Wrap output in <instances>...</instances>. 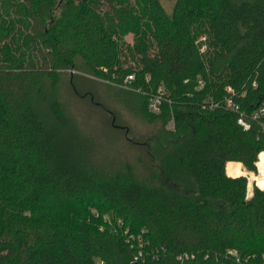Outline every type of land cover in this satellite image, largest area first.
<instances>
[{"label": "trees", "instance_id": "trees-1", "mask_svg": "<svg viewBox=\"0 0 264 264\" xmlns=\"http://www.w3.org/2000/svg\"><path fill=\"white\" fill-rule=\"evenodd\" d=\"M77 60L132 75L134 166L45 100ZM263 104L264 0H0V264H264Z\"/></svg>", "mask_w": 264, "mask_h": 264}, {"label": "rangeland", "instance_id": "rangeland-1", "mask_svg": "<svg viewBox=\"0 0 264 264\" xmlns=\"http://www.w3.org/2000/svg\"><path fill=\"white\" fill-rule=\"evenodd\" d=\"M160 1L163 8L169 12L174 0ZM131 36L125 37L129 43ZM59 76L60 79L54 84L44 80L46 83L44 97H50L59 103L61 111L72 120L82 137L85 140L88 138L89 144L94 146L92 150L99 158L100 165L120 168L122 163H125L122 162L123 157L128 164L134 166L138 145L146 143L149 136L160 129L158 124L147 123L143 116L134 114L126 108L123 101L126 93L121 92V89L128 87L121 83L115 85L100 75L89 73L81 60H77L69 69L60 70ZM47 82L50 83V87ZM42 114H45L44 110ZM244 169L248 173L251 172L250 174L260 171L258 163L255 172L237 165L238 173ZM244 177L247 180L246 194L251 196L252 187L256 186L252 181L257 180V177L254 180L250 178L251 181L248 174ZM257 184L262 187L258 180Z\"/></svg>", "mask_w": 264, "mask_h": 264}, {"label": "built area", "instance_id": "built-area-1", "mask_svg": "<svg viewBox=\"0 0 264 264\" xmlns=\"http://www.w3.org/2000/svg\"><path fill=\"white\" fill-rule=\"evenodd\" d=\"M201 39H203V37H201ZM132 78V75H127L126 76V78L123 80V82H122V85H124V87L125 86H127V87H129L128 85H127V81L129 80V79H131ZM152 99V101H151V103L148 105L149 106V109L150 110H152V111H155L156 109H158V105L160 104V102H161V99H159V97L157 96V95H155V97L154 98H151ZM226 106H228V108L229 109H234V110H237V111H239L238 110V107L235 105V104H233V102H232V100L231 99H229V98H226ZM260 110H259V112L261 113V114H263L264 115V104L259 108ZM239 117H238V119H237V122L239 123V124H242L243 125V127L245 128V129H247L248 127H249V124H248V122L245 120V118H244V114L242 113V111H240L239 112ZM262 125H264V123L262 124ZM264 127V126H263ZM243 175H245V174H243ZM253 183H255L256 184V186L258 187L259 185L256 183V181L254 180V181H252V184ZM253 186V185H252ZM251 186V187H252ZM136 259V258H135ZM99 264H103L102 263V261L101 262H99Z\"/></svg>", "mask_w": 264, "mask_h": 264}, {"label": "bare ground", "instance_id": "bare-ground-1", "mask_svg": "<svg viewBox=\"0 0 264 264\" xmlns=\"http://www.w3.org/2000/svg\"><path fill=\"white\" fill-rule=\"evenodd\" d=\"M260 157H261V155L259 156V158H258V161L260 160ZM258 163V162H257ZM243 172H240V173H242V174H248V176H250L251 174H250V172L248 173L246 170H242ZM255 178L253 177V180H254ZM257 180L259 181V184L262 186V187H264V163L262 164V165H260V174L257 176ZM249 181H251V179L249 180ZM264 189V188H263Z\"/></svg>", "mask_w": 264, "mask_h": 264}, {"label": "crops", "instance_id": "crops-1", "mask_svg": "<svg viewBox=\"0 0 264 264\" xmlns=\"http://www.w3.org/2000/svg\"><path fill=\"white\" fill-rule=\"evenodd\" d=\"M242 166V165H241Z\"/></svg>", "mask_w": 264, "mask_h": 264}]
</instances>
